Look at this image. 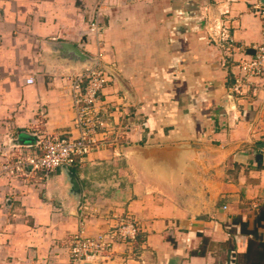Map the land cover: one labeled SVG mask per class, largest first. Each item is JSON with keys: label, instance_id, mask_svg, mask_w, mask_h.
Segmentation results:
<instances>
[{"label": "crops", "instance_id": "0c3cea01", "mask_svg": "<svg viewBox=\"0 0 264 264\" xmlns=\"http://www.w3.org/2000/svg\"><path fill=\"white\" fill-rule=\"evenodd\" d=\"M257 3L0 0V136L24 138L15 142L29 155L39 138L77 136L70 81L87 64L58 43L101 53L118 77L101 98L110 128L125 134L118 154L92 150L68 168L77 196L61 168L0 180V264H70L80 204L87 236L126 216L136 221L132 258L112 264L239 260L250 238L239 222L254 229L264 204V81L251 77L235 90L240 62L262 40ZM225 7L229 49L210 38ZM257 233L264 241V226Z\"/></svg>", "mask_w": 264, "mask_h": 264}, {"label": "built area", "instance_id": "2783aa9c", "mask_svg": "<svg viewBox=\"0 0 264 264\" xmlns=\"http://www.w3.org/2000/svg\"><path fill=\"white\" fill-rule=\"evenodd\" d=\"M232 2L233 0H226ZM218 17L213 20L210 29L211 40L219 47L229 49L232 40L228 28L224 25L228 9L218 10ZM255 16L261 22V42L255 45L253 52L239 64L242 77L235 81V90L248 78H259L264 81V3L253 6ZM91 31H96L94 24ZM241 53L244 50L240 49ZM93 62L87 65L82 73L73 76L70 81V93L74 111L75 138L42 137L35 141L36 151L18 159L16 169L30 172L48 173L65 166L75 167L82 163L84 157L92 150L111 147L114 153L125 140V134H117L110 128L107 106L101 93L111 81L112 75L101 62L98 52ZM32 82L29 80V83ZM123 136V137H122ZM37 150L39 153H37ZM264 164V160H263ZM87 205L78 206L80 230L69 240L70 264H112L116 258L121 263L132 258L138 228L136 221L126 216L116 222L110 229L95 235H84L82 219L86 217ZM118 246H122L119 253Z\"/></svg>", "mask_w": 264, "mask_h": 264}, {"label": "rangeland", "instance_id": "374dc122", "mask_svg": "<svg viewBox=\"0 0 264 264\" xmlns=\"http://www.w3.org/2000/svg\"><path fill=\"white\" fill-rule=\"evenodd\" d=\"M22 140L25 139L23 138ZM22 140L20 137L15 139L11 134L4 137L0 136V180L19 179V171L16 169L18 159L29 155L16 145L15 141L21 142ZM164 171L161 168L155 169V177L162 178ZM168 172L171 174V171Z\"/></svg>", "mask_w": 264, "mask_h": 264}, {"label": "trees", "instance_id": "16d2710c", "mask_svg": "<svg viewBox=\"0 0 264 264\" xmlns=\"http://www.w3.org/2000/svg\"><path fill=\"white\" fill-rule=\"evenodd\" d=\"M261 206L257 213L254 229L247 230L246 223L239 222L241 233L250 236V238L246 251L239 255V260L233 264H264V241L257 233V229L264 226V204ZM234 221L236 222V220Z\"/></svg>", "mask_w": 264, "mask_h": 264}, {"label": "water", "instance_id": "95a60500", "mask_svg": "<svg viewBox=\"0 0 264 264\" xmlns=\"http://www.w3.org/2000/svg\"><path fill=\"white\" fill-rule=\"evenodd\" d=\"M56 50H59L60 52H64L67 54V57H69L71 60L79 62V63H84V64H91L93 62V58L81 53L75 46L68 44V43H58L55 46ZM112 77L118 78L116 74H113L110 70H108ZM61 169L63 170L64 174L67 177V180H69L71 184V193L74 196H77L79 193V186L77 183V179L75 175L65 166H62Z\"/></svg>", "mask_w": 264, "mask_h": 264}]
</instances>
